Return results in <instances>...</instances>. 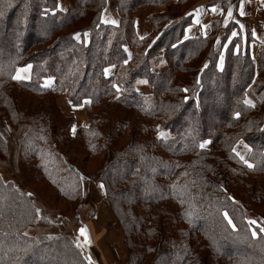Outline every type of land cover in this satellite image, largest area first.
<instances>
[{
  "label": "trees",
  "instance_id": "trees-1",
  "mask_svg": "<svg viewBox=\"0 0 264 264\" xmlns=\"http://www.w3.org/2000/svg\"><path fill=\"white\" fill-rule=\"evenodd\" d=\"M58 1L0 0V116L26 128L17 156L24 179L65 201L80 194L83 172L62 153L72 121L55 98L88 100L91 125L78 138L94 157L114 151L101 180L131 249L126 264H146L153 252L150 264H264V232L253 236L248 221L254 213L264 227L255 209L264 206V48L256 61L229 44L220 67L223 45L212 33L221 21L185 39L195 0H118L117 25L102 21L108 0H69L67 11ZM165 4L169 12L150 17V35L139 38L137 14ZM26 64L31 79L16 81ZM142 81L151 96L138 90ZM160 128L170 136L158 137ZM241 137L252 167L233 153ZM206 139L209 150L199 146ZM8 149L0 134V155ZM32 202L0 176V264H93L70 237L25 234L44 219Z\"/></svg>",
  "mask_w": 264,
  "mask_h": 264
},
{
  "label": "rangeland",
  "instance_id": "rangeland-1",
  "mask_svg": "<svg viewBox=\"0 0 264 264\" xmlns=\"http://www.w3.org/2000/svg\"><path fill=\"white\" fill-rule=\"evenodd\" d=\"M196 1L197 0H195V2ZM58 9L61 10L59 7ZM149 12L150 8L141 11L137 16ZM166 12H169V8L167 11L161 12V14L164 15ZM157 15H160V13L149 15L147 17V22L150 17ZM4 22L7 23V19ZM231 24H235L236 26L234 25L231 27ZM238 28L239 26L236 22L224 21L223 23L219 22L218 27L214 29L212 35L213 38L216 39V45L221 43L223 45L222 55H224L229 44L235 46V51H244L246 47H248L250 51L249 43L251 39L243 38L242 35H237ZM2 32L4 31L0 30V35H2ZM66 33L67 30L63 31L61 35L65 36ZM233 33H236V35H233ZM219 64L220 67H222L224 64L223 58H221ZM28 65H31L29 78L15 79L16 81H29L31 79L33 72L32 64L18 67L15 70L14 77L17 75L18 69H24ZM112 71L113 68H110L106 73L110 74ZM19 74L23 75V72ZM44 85L49 88L54 87V79L52 77L46 78ZM138 90L146 96H151L153 91L152 87L145 83L140 84ZM246 100L252 101V104L247 105L251 106L255 103L251 96H246ZM69 101V98L65 94H61L58 98H55V104H57L56 107L62 114V119L68 122L72 121L69 131L72 140L62 147V153L64 155L66 154L83 172L82 177H80L81 180L76 181L80 183V194L75 200L69 202L64 199H59L61 196H59L57 192L41 184L37 185L36 183H32L31 180L30 183L24 179L21 171L26 172V166H21L20 170L17 156L26 128L22 126L11 128L8 119L6 117L2 118V116H0V134L6 139L9 149L6 156L0 155V176L5 183L11 182L21 191L32 194L33 206L39 209V212L44 218L37 217L35 219L33 225L28 227L25 231L27 236L34 238L47 237L51 239L70 237L93 264H126L127 260L131 257L130 246L126 241V235L123 229L120 227L119 219L115 216L111 208L105 186L103 188L100 187V185L103 184L101 180L102 173L112 162L114 151L113 149H108L100 158L90 155V149L78 138L79 132H84L83 129H87L91 125V115L88 113L89 101L86 100L83 102V104L88 102L86 111L83 110V104L75 106L69 103ZM34 102L36 103V101ZM24 103L26 102H23V104ZM67 106H69L71 110H67ZM83 118L88 119L87 124L82 122ZM62 123L64 122L62 121ZM6 129H8L7 132ZM161 132L164 134L163 137L160 136ZM157 135L160 138H168L170 133L164 128H160L158 129ZM206 140L210 141V143L206 144L204 149L209 150L212 148L213 139ZM245 145H247V147H245ZM233 148L236 149L233 153L239 159L240 157L236 154L237 152L252 165L250 158L253 153V147L246 139L242 137L239 138ZM234 199H237V197H234ZM255 209L258 211V214L261 213L264 215V206ZM248 213V221H256L255 224H250L253 226L252 230L257 232V230L263 226L258 222L257 216L254 213ZM81 228L86 230V234H81ZM155 257L156 253H150L148 257L149 260L146 264H150L151 261L155 262L157 259V257Z\"/></svg>",
  "mask_w": 264,
  "mask_h": 264
},
{
  "label": "crops",
  "instance_id": "crops-1",
  "mask_svg": "<svg viewBox=\"0 0 264 264\" xmlns=\"http://www.w3.org/2000/svg\"><path fill=\"white\" fill-rule=\"evenodd\" d=\"M70 2L67 0H59L58 7L66 11L68 10ZM118 0H108L107 7L103 13L102 21L105 24L116 25L119 23L118 13ZM241 5L243 7L244 15L240 14ZM168 4L156 6L150 9L149 13L141 14L136 18L137 34L140 38L147 37L151 32V26L147 22V17L153 13H161L167 11ZM215 8L216 11L212 9ZM231 8L232 16H228V10ZM193 22L185 29V39L196 38L200 36H208L213 29V24L221 21L236 22L239 26L237 35L243 38H250L249 43L251 57L258 61L259 53L264 48V0H197L192 7ZM178 17V14L174 17ZM223 20V21H222ZM109 21V22H105ZM116 21V23H111ZM199 21V23H197ZM86 40L87 35H86ZM224 59V55L222 57ZM26 68V67H25ZM113 68L109 67L108 69ZM107 69V70H108ZM107 75H112L114 73ZM31 73V68L27 72H23V75H27L28 78ZM85 102L83 110L86 111ZM85 105V106H84ZM67 110H71L69 106ZM82 122H88L87 118H83Z\"/></svg>",
  "mask_w": 264,
  "mask_h": 264
},
{
  "label": "snow or ice",
  "instance_id": "snow-or-ice-1",
  "mask_svg": "<svg viewBox=\"0 0 264 264\" xmlns=\"http://www.w3.org/2000/svg\"><path fill=\"white\" fill-rule=\"evenodd\" d=\"M212 10H213V11H216L215 8H213ZM0 14H2V13H0ZM240 14H241V15H244L242 5H241V9H240ZM228 16H229V17L232 16V10H231V8H229V10H228ZM105 22L107 23V22H109V21H105ZM111 23H116V21H111ZM197 23H199V21H197ZM85 35H87V33H85ZM233 35H236V33H233ZM76 38H77V39L80 38V33H77V34H76ZM125 63H127V61H125ZM29 68H31V65H28V66H27L26 68H24V69H18V70H17V75L14 77V79H28V76H27V75H25V76H21L19 73H20V72H27V70H28ZM142 83H147V81H142ZM115 87H117V91H119L118 86H115ZM69 103H71V101H69ZM245 103H246V104H252V101H251V100H245ZM236 115L239 116V113H236ZM160 136L163 137L164 134L161 132V133H160ZM208 143H210V141L205 140V141L201 142L199 146H200L201 148H204L205 145L208 144ZM245 147H247V145H245ZM232 150H233L234 152L236 151L235 148H233ZM236 154H237V155L240 157V159H241L245 164H247L249 167H252V166H253V165H251V164L248 162V160H246L242 155H240V153L237 152ZM100 187L103 188L104 185L101 184ZM37 211H39V209H37ZM225 217H227V213H225ZM228 223H229V224H232L231 219H228ZM250 223H251V224H255L256 221H251ZM232 227L235 228V225L232 224ZM80 231H81V234H82V235H83V234H86V230H85L84 228H81ZM259 231H260V232H264V227H261V228L259 229ZM252 235H253V236H256V235H257V232H256L255 230H253V231H252Z\"/></svg>",
  "mask_w": 264,
  "mask_h": 264
}]
</instances>
